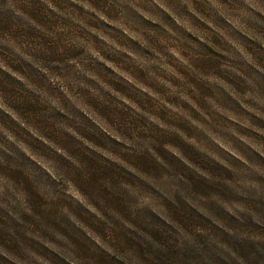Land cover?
<instances>
[{"label": "rangeland", "instance_id": "rangeland-1", "mask_svg": "<svg viewBox=\"0 0 264 264\" xmlns=\"http://www.w3.org/2000/svg\"><path fill=\"white\" fill-rule=\"evenodd\" d=\"M53 2L58 7H67L83 13V10L73 0H53ZM128 2L138 3L142 8L149 10H151L149 5H155L158 8L156 12L159 13L162 21L184 38V40H177V43L195 56L208 58L199 63L198 57H190L189 59L196 63L198 68L210 70L219 61L227 59L221 56L223 45L219 32L207 23L208 0H128ZM221 2L238 6L242 0H221ZM91 3L95 7L89 9L93 18L89 17L88 23L106 31L116 33L119 31L122 35L116 36L114 33L96 31L95 28L90 29V33L96 36L92 39L97 40L96 49L98 51L88 49L89 55L97 60H93L92 64L88 65L91 68L88 73L89 79H95L96 72L103 73L106 76L98 83L109 93L105 92L104 95L110 102L120 103L126 109L130 108L133 111L140 106L144 109L146 119H152L149 113L155 114L160 119L154 120L157 128L154 125L147 128L145 118L129 119L131 114L120 110L117 105L105 106L107 110L114 109L109 113V119L119 126L130 125L133 130L147 129V132H136L137 146L141 149L138 152L123 143H118L116 140L119 141L120 137L96 119L87 105L73 101L71 94L61 86V91L65 94V104L75 103L84 115L116 140L103 133L93 135L82 130L81 134L86 138L99 145H111L113 150L120 151L124 159L130 161L137 170L148 176L176 177V182L174 185L162 186V190L158 189L119 164L105 160L104 157L86 148L71 135L62 133L58 137L51 123H46V121L75 123V120H69L68 116L54 109L46 111L34 97H29L30 94L29 96L17 94L15 105L21 114L28 119L40 121L48 132V136L61 144L69 155L76 157L82 164V169L75 170L69 160L48 146V141L44 136H38L33 129L25 128L23 121L20 122L21 128H18L20 134L28 136L27 132H29L36 136L39 140L29 136L34 148L50 154L57 165L65 171L75 173L80 190L88 195L96 212L65 197L62 186H57L55 182L33 171L30 162L21 153L17 152L14 157L0 149V264H13L9 258L10 255L20 257L24 264H38L34 256L41 258L45 264H70L69 254L72 257V264H264V190L257 192L240 185L227 183L226 181H234L233 173L229 169L196 151L192 145L182 140L179 133L177 135L175 133L166 134L159 130L162 122H167L169 126L176 125L175 116L171 113L180 109V104L184 108L181 110H188L192 113V121L199 123L202 108H207V105L203 104L204 98L212 94L211 90L189 74L184 67L186 60L176 50L174 41L165 33L166 30L164 32L160 24L154 23L152 17L144 13H141L142 17L139 16L128 8L123 0H91ZM9 4L12 5L11 8L6 7ZM164 4H174L176 13L188 16L192 24L196 26L186 25L184 29L186 32L178 28L174 24V17L170 10L164 7ZM85 7L88 6L85 5ZM100 9L107 10L109 14H115L119 9L126 22L146 30L145 35L156 45L157 51L161 53L160 58L163 59V55L169 56L168 62L162 64V68L168 73V78L149 79L142 71H138L140 60L134 57L125 46L124 39L131 49L149 59L155 58V52L153 54L150 50L141 47L140 45L144 44L141 37L122 25L113 24ZM45 11L44 0H0V37L9 34L29 44L40 43L48 47L50 54L45 57V67L49 68L51 74L41 73L22 59L18 64H14L13 68L59 95V92L47 83L46 78L58 81L59 76L55 73L71 74L74 66L67 62V58L80 57V50L69 48L59 53L60 49L57 46H63L64 36L58 34L57 41L53 43L40 31V27L51 30L58 24L69 28L78 26L69 19L58 17L54 13L45 15ZM91 13L88 15L91 16ZM255 15L256 20H247L246 24L261 33L260 35H264V15L259 13ZM224 19L226 22L229 21L227 17ZM225 21L213 13L214 23L231 28ZM234 26L242 34L232 28V35L248 46L247 51L242 54L246 57L255 56L264 64V39H260L259 35L254 36L246 32L240 26ZM213 32L216 35H213ZM109 37L114 38L109 39ZM185 40L192 41L197 47H191ZM199 40L207 41L208 45ZM105 44L109 46L105 47ZM113 49L121 52L119 56L115 55ZM165 49L167 52L164 51ZM8 52L9 49L0 43V56ZM128 58L131 59V63ZM230 63L249 75L255 87L260 92H264V74L243 61H230ZM150 67L156 70V65H150ZM107 76L114 77L116 80ZM185 77L199 90L198 95L182 94L178 97L173 94L171 89L179 87V82ZM14 78L23 79L19 73L14 74ZM14 78L0 70V91L7 88L15 93L16 88H22L20 82ZM73 78L85 80L87 84L95 86L94 81L83 76ZM231 83L237 89L242 88L243 82L239 77H234ZM77 90L87 93V89L78 88ZM217 92L220 104L237 113H243L245 116L251 115L246 112V105L240 106L221 89H217ZM157 96L160 97L159 103L156 102ZM88 99L94 102L91 98ZM181 99L184 102L180 101ZM236 99L239 100V97ZM69 110L74 116L80 117L86 127H94L76 109L70 108ZM221 114L224 116L223 120H220L218 116L211 118L233 132H238L239 128L247 123L241 117L240 125L237 127L236 118L231 113L221 112ZM209 115L205 112L203 118L207 119ZM252 118L258 127L264 128V120L258 117ZM2 121L14 125L6 113L0 112V122ZM177 127L188 134L189 141L191 135H199L186 122L178 123ZM241 131L244 133L239 137L242 142L246 140L247 135L264 142V136L251 129L244 128ZM152 141L154 143H151ZM214 142L223 151L239 159L238 154L233 152L227 144L215 139ZM145 143L149 144L152 152L144 150ZM166 143L177 146L183 155L206 172L205 175L208 174V178L199 174L197 172L199 169L193 170L166 151L162 147ZM171 150L174 155H178L175 149ZM227 153H222V155L233 160ZM26 154L44 166L42 161L32 156L31 153L26 151ZM259 154L264 156V153ZM260 155L251 152L249 159L264 167V157ZM157 157L162 159L167 167L160 165ZM233 162L234 164L239 163L234 160ZM254 179L264 186V176L254 175ZM120 181L149 194L154 204H141L135 195L120 186ZM14 192L16 195L13 194ZM50 193L59 197L58 202L66 204L73 215L91 229V233H85L66 215L59 212L56 202L49 199ZM71 195L79 199L78 193L71 192ZM189 201H195L199 208L194 207ZM236 205L239 208L235 207ZM75 222L79 223V221ZM85 231L87 232V229ZM99 241L104 243L100 244Z\"/></svg>", "mask_w": 264, "mask_h": 264}, {"label": "clouds", "instance_id": "clouds-1", "mask_svg": "<svg viewBox=\"0 0 264 264\" xmlns=\"http://www.w3.org/2000/svg\"><path fill=\"white\" fill-rule=\"evenodd\" d=\"M73 2L83 10V13H78L74 9H70L67 7H58L56 3L53 2V0H44L46 6L45 15L54 13L58 17H65L69 19L73 24L78 26L77 28H69L64 25L58 24L51 30L40 27V31L43 32L45 37L53 43L57 41L58 34H62L64 36V39L62 41L63 46H57V48L60 49L59 53H63L65 49L69 48L80 50V57L67 58V62L74 66L73 72L71 74L55 73L57 76H59L58 81L46 78L47 83L51 85L52 88L56 89L59 92V95H57L56 92H51L48 88L35 83L27 75H23V73L16 71L13 68V65L18 64L22 59L31 64L41 73L43 72L45 74H51L52 72L49 70V68L45 67V57L50 54L48 47L40 43L29 44L28 42L18 39L9 34H5L3 37H0V43H2L9 49L8 53L0 56V70L6 72L13 78L14 74L17 73H19L23 77L22 80H17L14 78L23 86L22 88H16L15 93L11 90H8L7 88L0 91V112H3L4 114L6 113L7 117L14 122V125H10L7 121L0 122V149H3L9 155H12L14 157L16 156L17 152L21 153L30 162V166L33 171L39 172L48 180L55 182L57 186H62L65 197H68L71 201L79 203L82 206L91 209V211L96 212V209L91 203L88 195L80 190V187L75 179V173L65 171V169L57 165V162L50 156V154L34 148L32 142L29 140V136L39 140L36 136L30 134L27 131L26 132L28 133V136H25L23 133L22 135L20 134L18 128H21L20 122L23 121L25 128L33 129V131L38 136H44L48 141V146L52 148L57 154H60L67 160H69L74 166L75 170L82 169V164L76 157L69 155L66 149L61 144L56 143L55 140L51 139L48 136V132L45 130V127L40 121L36 119H28L21 114V112L15 105V98L17 94L22 96H29L30 94L29 97H34L35 100L38 101V104L42 106L46 111L54 109L62 113L63 115L68 116L69 120H75V123L55 120L46 121V123H51V126L56 130V135L58 137L61 136L62 133L71 135L76 140H79L86 148L91 149L92 151L104 157L105 160H109L113 163L119 164L121 167L133 172L134 175L140 176L146 182L152 184L158 189L162 190V186L174 185L176 182V177L163 176L161 178H156L148 176L137 170L130 161L124 159L120 151L113 150L111 145L96 144L81 134L82 130L90 132L93 135L103 133L111 139H114L112 135H109L107 132L102 130L101 127L94 123L92 119L84 115V113L75 106V103H68L66 105L65 94L61 91V86L66 89L69 94H71L73 101H77L81 104L87 105L89 110L95 115L96 119L103 122L105 127L110 129L111 132L116 136H119V141L114 139L118 143H123L129 148L135 149L139 152L141 149L137 146L138 137L136 135V132H147V129L138 128L133 130L130 125L121 127L117 123L109 119V113H111L114 109L107 110L105 106L108 104L117 105L120 110L130 113L131 116L128 117L129 119H132L133 117L145 118L144 109L142 107L137 106V110L133 111L130 108L126 109L125 106L120 103H112L105 97L104 93L108 92L99 85L98 81L104 80L106 75L96 72L95 79H89L88 77V73L91 71V68L88 67L89 63L92 64L93 60L97 61L91 55H89L88 49L91 48L98 51V49H96L97 40L92 39V37L95 35L90 33V29L95 28L96 31L114 33L116 36H121L122 34L119 31V34L116 32L106 31L88 23V18H93L92 13L89 11V9L95 7V5L91 3V0H73ZM123 2L127 4L128 8L132 9L139 16L142 17L141 13H144L149 17H152L155 21L154 23L160 24V26L164 29V32L166 30L165 33L169 36L170 39L174 41L176 50L186 60V64L184 65L185 69L193 78H195V80L203 85H206L212 93L211 95L204 98L203 104L207 105V108H202L201 120L199 123L192 121V113H190L188 110L182 111L181 109L184 108L181 107L180 104V109H177L176 111L171 113V115L175 116L176 125L169 126L167 122H162V127L159 128V130L163 131L166 134L175 133L177 135L179 133L182 140L185 143L192 145V147L196 151L203 153L204 156L229 169V171L233 173L234 181H226L227 183L240 185L243 188L254 190L257 192L264 190V186L260 185L254 179V175L264 176V167H261L258 163L254 162V160L249 159V157L251 156V152H255L258 155H260L259 153H264V142H261L249 135H247L244 142H242L239 138L241 134H244L241 131V129L244 128L251 129L252 131L257 132L259 135L264 136V128L258 127L252 118L258 117V119L264 120V92H260L255 87V85L253 84V80L249 75L245 74V72L236 65L230 63V61H243L245 64H248L256 69V71L264 74V64H262L255 56H244L242 52L247 51L248 46L238 40L231 33L232 28L241 33V31L234 26L237 25L240 26V28H243L246 32L251 33L254 36L259 35L260 39H264V35H260L261 33L256 32L246 24L247 20H256L255 13L264 15V0H242L241 4L238 6L224 4L221 2V0H208L206 5L208 10L207 23L215 27L219 32V38L223 45V55L221 56L227 58L224 61H219L217 65L210 70H202L201 68H198L196 66V63L189 59L190 57H198L200 63L203 59L208 58L195 56L193 53L189 52L188 49L181 47L177 43V40H184V38L181 37L180 33L175 31L172 27L162 21L159 13L156 12V9L158 8L155 5H149V8L151 9L149 10L148 8H142L138 3H130L128 2V0H123ZM85 5H87L88 7L86 8ZM6 7L11 8L12 5L9 4L6 5ZM164 7L170 10L171 15L174 17V24L184 32H186L184 30L186 25L196 26L192 24L188 16L182 14L178 15L175 11L174 4H164ZM100 11H103L104 15L107 16L113 22V24L122 25L123 27L128 28L130 32H134L137 36L141 37L144 40L143 45L139 44L141 47L150 50L151 52H153V54L155 52V58L153 59L142 56L135 50L131 49L127 45V41L123 37L125 46H127L129 51L133 53L134 57L140 60L138 71H142L143 74L149 79H155L157 77L168 78V73L164 71V69L162 68V64L168 62L169 56L163 55V59L160 58L161 53L157 51L154 42L145 35V29L139 28L137 25H133L130 22H126L123 13L119 9H117V12L115 14H109L107 10L104 9H100ZM88 13H91V16H89ZM213 13L216 16H220L221 18H223L224 21V17L229 18V21H225V23L227 25H230L231 28H226L222 25L214 23ZM213 35H216V33L213 32ZM85 37L88 38L85 39ZM113 38L114 37H109V39ZM185 42L193 48L197 47V45L192 41L185 40ZM200 42L207 44V41ZM104 46L108 47L109 45L105 44ZM164 51L167 52L166 49ZM113 52L117 56H119V53H121L116 49H113ZM86 57L89 59H85ZM128 59L131 63V59ZM150 65H156V70H152ZM44 76L46 77V75ZM74 76H83L86 79L92 80L94 81L95 86L87 84L85 80L74 79ZM116 76L119 77L118 75ZM234 77H239L243 82L241 89H237L231 83V80ZM111 78L116 80L114 77ZM105 83H107V81H105ZM78 88L87 89V93L85 94L79 92L77 90ZM217 89H221L224 93L232 97L237 101V103L240 104V106L246 105V112L251 113V115L245 116L243 113H237L220 104L218 102L219 93L217 92ZM171 91L178 97L182 94L186 96L199 94V90L187 77L179 82V87H174L171 89ZM236 97H239V100H237ZM88 98H91L94 102H90ZM180 101L184 102L183 99H181ZM156 102H160L159 96H157ZM162 106L163 105H161V107ZM70 108L76 109L79 113L82 114L83 117L87 119V121L91 123V125H94V127H86L80 117L74 116V114L69 110ZM102 109H106V111H102ZM205 112L210 114L207 119L203 118V113ZM221 112L231 113V115L236 118L237 127H239L240 125L241 117H243L247 121V123L242 128H239L238 132H233L232 130L226 128L223 124L218 123L216 120H213L211 118L212 116H218L220 120H223L224 116L221 114ZM149 116L152 117V119L145 118V125H147V128L152 125L157 128L154 120H159L160 118L155 116V114L153 113H149ZM180 122H186V124H188L190 128H194L196 132L199 133V135H191V139L189 141L188 134L180 127H177V124ZM214 139L220 141L221 143L227 144L233 152L238 154L239 159H236L233 156L229 155L227 152L223 151L218 146V144L214 142ZM151 143H154V141H152ZM9 145H11V147H9ZM162 147L173 156L177 157L186 166L192 168L195 171L196 169H199V171L197 172L201 175H204L205 178H208V174L205 175L204 173L206 172L200 169L197 164H194L185 155H183L181 150L177 146L166 143L163 144ZM143 148L148 152H152V148L149 147L148 143H145L143 145ZM171 149H175L178 155H174ZM26 151L28 153H31L32 156H35L38 160L42 161L44 166L38 164L36 160L29 158V155L26 154ZM222 153H227L228 156L232 157L234 161H238L239 163L234 164L233 160H229L226 156L222 155ZM153 155H155V153H153ZM221 161H223V163H221ZM157 162L160 165L167 167L164 161L159 157H157ZM119 183L121 187L129 191L131 194L135 195L141 204H154V201L149 194L144 193L137 187L129 185L123 181H120ZM71 192L78 193L79 199L71 195ZM13 194L16 195L15 192ZM49 199H51L53 202H56L57 210L66 215L77 227H79L85 233H91V229L76 216H74L66 204L58 202L60 199L59 197L53 196L50 193ZM189 202L192 203L194 207L199 208V205L195 201ZM235 207L239 208L238 205H236ZM199 210L204 211L203 209ZM229 210L231 211V209ZM96 214L99 215V213ZM75 221H79V223H76ZM81 225L83 227H81ZM85 229H87V232L85 231ZM99 243L103 244L104 242L99 241ZM9 258L13 261V264H24V261L16 255H10ZM34 259L38 261V264H45V262L39 257L34 256ZM69 260L70 264H72L71 254H69Z\"/></svg>", "mask_w": 264, "mask_h": 264}]
</instances>
